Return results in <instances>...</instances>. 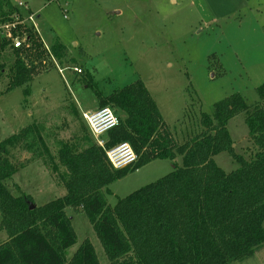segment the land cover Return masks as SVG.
Here are the masks:
<instances>
[{"label": "rangeland", "instance_id": "1", "mask_svg": "<svg viewBox=\"0 0 264 264\" xmlns=\"http://www.w3.org/2000/svg\"><path fill=\"white\" fill-rule=\"evenodd\" d=\"M19 1L38 13V39L48 49L42 44V59L26 60L34 69L28 85L6 92L13 60L0 70V142L33 123L44 126L42 135L47 131L52 156L45 161L30 163L31 154L18 141L6 155L17 168L5 182L7 189L19 194L20 188L36 205L67 193L66 171L56 156L58 142L97 141L84 114L123 87L145 82L178 144L198 136L204 129L202 113L212 115L216 102L234 93L244 96L250 107L260 100L264 0H12ZM55 39L66 46L60 60L49 52ZM228 129L234 151L250 157L254 147L245 114L234 117ZM176 162L180 165L182 157ZM216 162L227 172L238 166L226 152L217 155ZM172 164L155 160L128 173L109 185V203L168 175ZM66 211L78 235L69 259L88 239L100 264H108L87 215L80 208ZM7 239L1 230L0 243ZM231 264H264V244L253 256Z\"/></svg>", "mask_w": 264, "mask_h": 264}, {"label": "trees", "instance_id": "2", "mask_svg": "<svg viewBox=\"0 0 264 264\" xmlns=\"http://www.w3.org/2000/svg\"><path fill=\"white\" fill-rule=\"evenodd\" d=\"M14 11L12 0H0L1 21ZM30 41L33 46L23 52L6 42L0 46V70L13 60L6 92L30 84L34 69L26 60H41L46 53L35 34ZM52 45L51 55L62 59L66 46L58 39ZM257 91L260 100L252 107L239 93L216 102L212 115L202 113L198 136L179 144L143 80L101 98L100 108L124 112L120 124L106 133L105 149L129 141L138 161L117 170L93 138L59 141L56 156L66 171L67 193L40 206L20 188L19 194L7 189L5 182L17 168L6 155L18 141L31 154L30 163L45 161L52 156L47 131L42 135L44 126L33 123L1 141L0 231L8 239L0 243V264H100L88 239L69 259L78 240L66 211L70 207L87 215L108 264H231L253 256L264 244V84ZM240 114L254 147L248 158L234 151L228 129ZM224 152L238 164L232 172L216 162ZM161 159L173 162L171 173L109 203V185Z\"/></svg>", "mask_w": 264, "mask_h": 264}, {"label": "built area", "instance_id": "3", "mask_svg": "<svg viewBox=\"0 0 264 264\" xmlns=\"http://www.w3.org/2000/svg\"><path fill=\"white\" fill-rule=\"evenodd\" d=\"M14 8L15 11L9 15L7 21L3 22L0 19V46L6 42L9 47L20 49L23 52L33 46L30 41V33L35 34L36 38H39V35L42 36L37 26L38 13L23 1L15 3ZM42 44L44 45L43 42ZM44 46L46 47V45ZM46 48L48 49V47ZM49 52L52 54L50 48ZM84 118H87L91 133L98 139V145L105 149L106 141L102 138L109 130L120 124L119 117L111 107L105 106L86 112ZM105 151L112 167L117 170L124 169L138 161V155L129 141L106 148Z\"/></svg>", "mask_w": 264, "mask_h": 264}, {"label": "crops", "instance_id": "4", "mask_svg": "<svg viewBox=\"0 0 264 264\" xmlns=\"http://www.w3.org/2000/svg\"><path fill=\"white\" fill-rule=\"evenodd\" d=\"M38 18H39V15H38ZM157 104H158V103H157ZM119 115H120V117H123L124 114L120 112ZM96 142L98 143V140H97ZM172 163H173V162H172ZM172 167L174 168V165H173V164H172Z\"/></svg>", "mask_w": 264, "mask_h": 264}, {"label": "water", "instance_id": "5", "mask_svg": "<svg viewBox=\"0 0 264 264\" xmlns=\"http://www.w3.org/2000/svg\"><path fill=\"white\" fill-rule=\"evenodd\" d=\"M35 205L33 204V205H31V209H33V207H34Z\"/></svg>", "mask_w": 264, "mask_h": 264}]
</instances>
